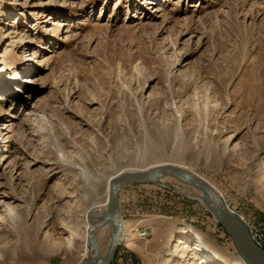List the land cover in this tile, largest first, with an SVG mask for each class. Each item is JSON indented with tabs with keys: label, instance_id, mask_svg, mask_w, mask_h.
Listing matches in <instances>:
<instances>
[{
	"label": "rangeland",
	"instance_id": "374dc122",
	"mask_svg": "<svg viewBox=\"0 0 264 264\" xmlns=\"http://www.w3.org/2000/svg\"><path fill=\"white\" fill-rule=\"evenodd\" d=\"M3 58L0 264L86 261L62 224L83 231L123 171L176 165L264 213V0H0ZM164 182L122 188V250L189 264L175 246L203 239L224 257L196 264H246L203 194ZM97 236L104 254L110 225Z\"/></svg>",
	"mask_w": 264,
	"mask_h": 264
},
{
	"label": "water",
	"instance_id": "95a60500",
	"mask_svg": "<svg viewBox=\"0 0 264 264\" xmlns=\"http://www.w3.org/2000/svg\"><path fill=\"white\" fill-rule=\"evenodd\" d=\"M167 176H172L201 191L206 197L207 205L213 207V209L209 208L232 237L245 262L248 264H264V250L255 243L244 221L225 203L215 186L198 175L172 165L157 166L148 171L122 173L113 179L108 208L102 215L103 217L92 221L90 219L93 215H90L88 233L93 256L82 264H110L112 262L123 231V215L120 203L122 187L127 184H160L158 181ZM98 215L96 214V216ZM108 222L111 223L112 227L111 240L107 251L103 254L99 245L97 229Z\"/></svg>",
	"mask_w": 264,
	"mask_h": 264
},
{
	"label": "bare ground",
	"instance_id": "6f19581e",
	"mask_svg": "<svg viewBox=\"0 0 264 264\" xmlns=\"http://www.w3.org/2000/svg\"><path fill=\"white\" fill-rule=\"evenodd\" d=\"M149 4H155L154 2H151V3H149ZM6 58H3V60H0V67H2V64H4V61H6L5 60ZM2 63V64H1ZM2 97H0V99H1ZM0 104H2V102L0 101ZM1 109V108H0ZM10 126V125H9ZM11 128V127H10ZM12 129H13V127H12ZM12 129L10 130L11 132H12ZM4 130H6V129H4ZM6 134H8V132L7 133H5V135ZM225 149V148H224ZM159 166H163V165H159ZM172 166H176V165H172ZM157 167V166H156ZM176 167H178V166H176ZM155 168V167H154ZM178 168H181V167H178ZM153 169V168H152ZM182 169H184V168H182ZM151 170V169H150ZM186 170V169H185ZM142 171H148V170H142ZM188 171V170H187ZM127 172H138V170H135V171H123V172H120V173H118V174H116V176L114 177V178H116L118 175H120V174H122V173H127ZM190 172V171H189ZM192 173V172H191ZM113 178V179H114ZM165 178V177H164ZM164 178L163 179H160L158 182L160 183V184H162V183H165L164 182ZM202 178V177H201ZM204 179V178H203ZM178 180V179H177ZM206 180V179H205ZM208 181V180H207ZM113 182V181H112ZM181 182V181H180ZM209 182V181H208ZM183 183V182H182ZM211 183V182H210ZM185 184V183H184ZM212 184V183H211ZM112 185V184H111ZM128 185V184H127ZM166 185V184H165ZM213 185V184H212ZM125 186V185H124ZM123 186V187H124ZM214 186V185H213ZM122 187V188H123ZM193 188H195V187H193ZM110 189H111V187H110ZM110 189H109V194H110ZM196 189V188H195ZM198 190V189H197ZM199 191V190H198ZM199 192H201V191H199ZM202 193V192H201ZM203 194V193H202ZM203 200H204V202L206 203V197H205V195L203 194ZM108 201H109V198H108ZM120 203H121V200H120ZM209 203V202H208ZM207 204V203H206ZM106 205L108 206V202L106 203ZM211 209H213V207L210 205L209 206ZM233 211V210H232ZM105 212V211H104ZM104 212H101V213H94V214H91V215H93V217L90 219V216L88 217V220L90 219V220H92L93 221V219L94 218H98V219H101L103 216V214H104ZM234 212V211H233ZM96 214H99L98 216H96ZM214 215H215V213H214ZM95 216V217H94ZM215 217H216V215H215ZM216 219H217V217H216ZM90 220H89V223L87 222L86 224H85V229L82 231L80 228H73L72 226H68V225H64V224H62L63 226H65V227H69L70 228V230H71V232H70V236H68L67 238H66V241H65V245H66V248H68V249H73L74 248V246H75V243H76V240L77 239H80V238H83V239H86L87 240V238H88V241H89V233H88V229H89V225H90ZM107 225H110V230H111V223L110 222H108L107 224H105V225H103L102 227H105V226H107ZM101 228V227H100ZM188 232H191L192 233V235H194L195 237H199V238H202L201 237V235H200V233L198 232V231H196L195 229H190ZM139 233V231H137V234ZM126 238V223H125V221L123 220V231H122V235H121V237H120V239H119V242H118V246H121V244H125L126 245V243L124 242V239ZM141 238V237H140ZM89 245H90V243H89ZM118 246H117V248H118ZM127 246V245H126ZM90 247H91V245H90ZM123 247V246H122ZM117 248H116V251H117ZM127 250V249H126ZM264 250V249H263ZM91 251H92V247H91ZM128 251V253H130L131 255L132 254H134L133 252H131V251H129V250H127ZM199 251H202L205 255H208V257L209 258H211V257H213V258H216V259H219V260H223V257H224V255L222 254V252L220 251V249L217 247V246H213V245H210L209 243H207L205 240H203V239H199V241L197 242V243H192V244H189V243H186L185 241H178V243H177V245L175 246V249H174V254H176L177 255V257H179V259H182L183 257H190L193 261H191L189 264H196V257H197V252L199 253ZM93 253V252H92ZM115 254H116V252H115ZM135 255V254H134ZM134 255H132L133 256V259H136V260H138V257H136V256H134ZM92 256H93V254H92ZM91 256V257H92ZM91 257H89V258H91ZM115 257V256H114ZM88 258V259H89ZM114 259V258H113ZM176 259V258H175ZM243 259V258H242ZM243 261L245 262V260L243 259ZM112 262H113V260H112ZM111 262V263H112ZM171 262V261H170ZM242 261H240L239 260V262H236V263H241ZM110 263V264H111ZM246 264H248L247 262H245ZM165 264H170V263H168V262H165ZM173 264H180L179 263V261H174L173 262ZM182 264V263H181Z\"/></svg>",
	"mask_w": 264,
	"mask_h": 264
},
{
	"label": "built area",
	"instance_id": "2783aa9c",
	"mask_svg": "<svg viewBox=\"0 0 264 264\" xmlns=\"http://www.w3.org/2000/svg\"><path fill=\"white\" fill-rule=\"evenodd\" d=\"M234 213L240 216V218L244 221L255 243L259 247L264 249V213L258 214V212H256V213H253V216H250V217L246 216L241 211H234ZM137 231H139L138 236L141 238H144L149 235V231L146 227L140 228ZM122 252L128 253L126 249H123ZM125 255L126 257L116 260L114 264H135V259H133V256L130 253L125 254Z\"/></svg>",
	"mask_w": 264,
	"mask_h": 264
},
{
	"label": "crops",
	"instance_id": "0c3cea01",
	"mask_svg": "<svg viewBox=\"0 0 264 264\" xmlns=\"http://www.w3.org/2000/svg\"><path fill=\"white\" fill-rule=\"evenodd\" d=\"M118 250L121 251V250H122V246H118L117 251H118ZM117 251H116V253H117ZM121 252H122V251H121ZM115 257H116V254H115ZM115 257H114V258H115ZM135 261H136V263H137V260H136V259H135ZM138 261H139V260H138ZM139 262H140V261H139ZM136 263H135V264H136Z\"/></svg>",
	"mask_w": 264,
	"mask_h": 264
}]
</instances>
